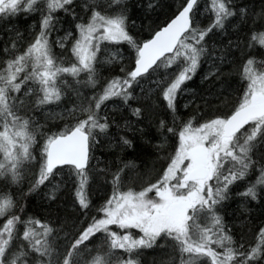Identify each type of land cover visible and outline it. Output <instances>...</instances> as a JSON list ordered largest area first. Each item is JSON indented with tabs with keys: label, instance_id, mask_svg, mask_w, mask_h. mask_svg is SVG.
Returning a JSON list of instances; mask_svg holds the SVG:
<instances>
[{
	"label": "snow or ice",
	"instance_id": "1",
	"mask_svg": "<svg viewBox=\"0 0 264 264\" xmlns=\"http://www.w3.org/2000/svg\"><path fill=\"white\" fill-rule=\"evenodd\" d=\"M0 25V264H264V0H0Z\"/></svg>",
	"mask_w": 264,
	"mask_h": 264
},
{
	"label": "trees",
	"instance_id": "2",
	"mask_svg": "<svg viewBox=\"0 0 264 264\" xmlns=\"http://www.w3.org/2000/svg\"><path fill=\"white\" fill-rule=\"evenodd\" d=\"M210 2H211V0H208V3H210ZM13 23L16 24V26L20 28L21 32H23L24 29L27 28V27H29V25H31L32 22L30 20L29 21H25L24 17L21 16L18 20L17 19H13ZM136 23H137V26H139L140 23H141V21L140 20H137ZM147 23L148 22L145 21V24H147ZM10 26L11 25H9V27ZM29 31H31L30 28H29ZM3 38H5L4 37V31H3V25H0V39H3ZM25 47H26V45H25ZM257 47L259 48V45H257ZM57 52H59L58 49H57ZM196 80L199 83L200 78L197 77ZM68 82L69 83H72V81H71L70 78H68ZM183 97H184V100L181 98L182 99V103H189L191 100H193V97H191L190 95H188V91L185 92V94H184ZM197 105H200L201 106L200 111L203 112L204 111L203 101L196 100L195 104H192L191 107L192 108H196ZM109 107H111V105H109ZM53 111L54 112H59L60 109L59 108H56ZM55 122H59V121L57 120ZM153 143H158V142L157 141H154ZM98 155H99V153H98ZM101 158L104 159V157H101ZM129 159H134V158L130 156ZM134 162L137 164V166H139V164H140V161L139 160H134ZM101 167H103V165H101ZM128 175H129V182H131L132 178H134L136 176V172L135 171L129 172ZM109 191L111 192L110 187L108 189V194H110ZM103 194H104L103 192L98 193V195H103ZM39 203H40V198L39 197H36V199L34 201V211L37 212L35 218L37 220H41V222H43L42 217L39 214V211L35 207L36 205H39ZM101 203H102V201H101ZM30 215H31V213H30ZM1 224H2V222H0V225ZM237 227H240L239 222H237ZM36 228H37V230H40V225L37 224L36 225ZM228 228L229 229H232V222H228ZM249 238H251V237H249ZM172 258H173V254H172L171 250H163V251L158 250V251H155V252L152 251V250H146L140 257H138V259H140V261H141V264H163V262H166V261H168V260H170Z\"/></svg>",
	"mask_w": 264,
	"mask_h": 264
},
{
	"label": "rangeland",
	"instance_id": "3",
	"mask_svg": "<svg viewBox=\"0 0 264 264\" xmlns=\"http://www.w3.org/2000/svg\"><path fill=\"white\" fill-rule=\"evenodd\" d=\"M138 183H139L138 181L135 182V183H133V187H135V186L137 187ZM134 185H135V186H134ZM167 250H170V249H167Z\"/></svg>",
	"mask_w": 264,
	"mask_h": 264
},
{
	"label": "bare ground",
	"instance_id": "4",
	"mask_svg": "<svg viewBox=\"0 0 264 264\" xmlns=\"http://www.w3.org/2000/svg\"><path fill=\"white\" fill-rule=\"evenodd\" d=\"M182 99L184 100V97H182ZM25 190H26V188H25ZM109 193H110V191H109ZM0 226H2V224Z\"/></svg>",
	"mask_w": 264,
	"mask_h": 264
}]
</instances>
